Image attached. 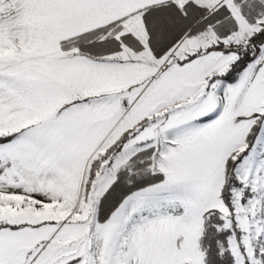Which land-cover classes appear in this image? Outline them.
Returning <instances> with one entry per match:
<instances>
[{"label": "snow or ice", "instance_id": "snow-or-ice-1", "mask_svg": "<svg viewBox=\"0 0 264 264\" xmlns=\"http://www.w3.org/2000/svg\"><path fill=\"white\" fill-rule=\"evenodd\" d=\"M0 264H264V0H0Z\"/></svg>", "mask_w": 264, "mask_h": 264}]
</instances>
